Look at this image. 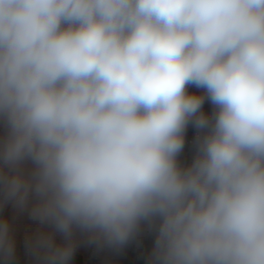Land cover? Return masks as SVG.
<instances>
[{"label": "clouds", "instance_id": "1", "mask_svg": "<svg viewBox=\"0 0 264 264\" xmlns=\"http://www.w3.org/2000/svg\"><path fill=\"white\" fill-rule=\"evenodd\" d=\"M0 128L3 264H264V0H0Z\"/></svg>", "mask_w": 264, "mask_h": 264}, {"label": "built area", "instance_id": "2", "mask_svg": "<svg viewBox=\"0 0 264 264\" xmlns=\"http://www.w3.org/2000/svg\"><path fill=\"white\" fill-rule=\"evenodd\" d=\"M196 136V130L189 127L186 133L185 149L181 154V160L190 162L193 156L192 141ZM124 255L123 248L120 250L103 249L99 250L94 245H91L84 255V264H114L119 257ZM131 258H126L125 264H130ZM147 264V263H146Z\"/></svg>", "mask_w": 264, "mask_h": 264}, {"label": "crops", "instance_id": "3", "mask_svg": "<svg viewBox=\"0 0 264 264\" xmlns=\"http://www.w3.org/2000/svg\"><path fill=\"white\" fill-rule=\"evenodd\" d=\"M194 87V86H191ZM203 92L202 89H196L195 93L197 94H201ZM213 110V106L210 103V101L206 100L204 105H203V111L208 114L211 115ZM189 127H192L191 125ZM3 134V129L0 128V135ZM3 214L9 216V218H11L14 214L13 212V208L11 205H8L4 210H3ZM33 226L31 225V222L28 221V219L26 217L24 218H20L19 220L16 221V238H17V250H22L23 254L26 255L27 252L23 246L22 240H23V234L26 228ZM57 239L59 240L60 237L58 236ZM91 245L88 244L86 241H84L83 239H80L78 241V245H77V251L82 254L85 255V253L87 252V250L89 249ZM0 264H3L2 261H0Z\"/></svg>", "mask_w": 264, "mask_h": 264}, {"label": "trees", "instance_id": "4", "mask_svg": "<svg viewBox=\"0 0 264 264\" xmlns=\"http://www.w3.org/2000/svg\"><path fill=\"white\" fill-rule=\"evenodd\" d=\"M151 237L150 236L147 240H144L140 246L139 251L135 252V254H133V260L130 262V264H144L151 245H152V241H151ZM14 264H30V258L29 256H27L26 258H24L23 256V251L22 250H17V258L14 262ZM72 264H82V254H80L77 249L75 252V255L73 257V261Z\"/></svg>", "mask_w": 264, "mask_h": 264}, {"label": "rangeland", "instance_id": "5", "mask_svg": "<svg viewBox=\"0 0 264 264\" xmlns=\"http://www.w3.org/2000/svg\"><path fill=\"white\" fill-rule=\"evenodd\" d=\"M196 89L197 88H195V87H189L188 91L190 93H195ZM185 163H187V162H185ZM150 236H151L150 234L145 233L142 237L131 241L128 245H126L123 248L124 255L122 257H119L118 260L114 264H125L126 258H131V261H132L133 257H134L133 254H135V252L139 251L142 242L144 240H147ZM151 241H152L151 243H153V237H151ZM151 247H152V245H151ZM150 250H151V248H150ZM23 256H24V258H26L28 256V254H26V255L23 254ZM146 263H147V258H146L144 264H146ZM82 264H84V255H82Z\"/></svg>", "mask_w": 264, "mask_h": 264}]
</instances>
